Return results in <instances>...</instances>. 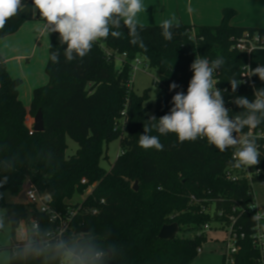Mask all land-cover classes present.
<instances>
[{
	"label": "trees",
	"instance_id": "16d2710c",
	"mask_svg": "<svg viewBox=\"0 0 264 264\" xmlns=\"http://www.w3.org/2000/svg\"><path fill=\"white\" fill-rule=\"evenodd\" d=\"M23 2L33 7L31 0ZM235 13L224 9L218 26L173 25L171 41L164 39L161 25L137 24L136 35L122 25L120 37L109 35L94 42L84 58L71 62L64 57L66 45L60 46L59 33H49L50 54L59 50L60 62L53 63L49 56V82L34 90L29 111L19 97L21 80L9 74L0 54V211L13 233L9 264H61L64 258L55 245L45 249L38 242L19 243L15 239L16 229L29 210L6 196L18 197L27 180L39 192L49 193L58 210H65L75 197L95 185L84 205L99 212L77 216L64 240L80 241L81 246L94 243L106 253L102 264H191L208 239L204 226L223 228L231 224L230 217L236 218L235 230L246 234L239 241L235 264L264 263L250 237L258 226L251 219V183L231 182L225 174L233 167V148L221 152L206 138L181 143L175 133L159 137L163 151L138 145L144 121L152 115L159 119L168 114L176 92L187 93L193 76L190 66L196 56L210 61L224 59L217 71V88L223 91L230 116L243 111L232 103L235 97L252 101L254 88H264L258 76L241 83L235 93L228 82L234 74L243 80L240 75L248 63L252 69L264 64V50L248 56L233 49L232 38L242 37L246 31L264 35V29L232 26ZM30 19L32 15L27 17L20 11L0 30V39L14 34ZM191 30L196 33L192 35ZM123 54L126 58L118 70L115 60ZM136 58H142L159 76L152 112L146 104L149 90L136 94L130 85ZM172 83L179 87L170 91ZM39 110L43 112V132L34 131L28 122ZM256 128L264 132V122ZM151 135L159 134L153 131ZM67 136L79 146L68 158ZM116 140L120 141V154L106 170L100 162L105 148ZM257 167L261 174L253 176L254 184L264 182V149ZM135 182L137 191L133 189ZM35 217L42 231L53 229L45 215L36 213ZM173 223L179 225V232L195 235L161 239L162 227ZM260 225L264 231V222ZM113 246L114 252L108 254L107 249Z\"/></svg>",
	"mask_w": 264,
	"mask_h": 264
},
{
	"label": "clouds",
	"instance_id": "9594fccd",
	"mask_svg": "<svg viewBox=\"0 0 264 264\" xmlns=\"http://www.w3.org/2000/svg\"><path fill=\"white\" fill-rule=\"evenodd\" d=\"M33 15L39 12L45 21L44 28L49 33H59L60 46L67 61L84 58L92 49L94 42L106 39L109 35L118 38L123 26L131 35L137 34L136 17L143 9L142 0H32ZM26 7L23 0H0V30L7 22ZM191 11V9H189ZM176 27H179L178 25ZM173 22L164 20L161 24L165 40L173 39ZM136 43V40L132 41ZM60 52L50 54L53 63H59ZM225 61L222 57L209 60L196 56L191 64L193 76L189 81L187 93L176 92L172 97V107L168 114L159 119L149 116L144 121L143 134L139 135L138 145L143 149L154 148L163 151L164 145L160 136L175 133L178 140L195 141L206 138L209 145L224 152L233 148L232 162L236 169L250 168L260 163V152L256 137L243 130L255 129L264 122V88H254L255 99L250 101L245 96H237L232 101L243 109L235 116H230V109L225 107L223 91L216 85L214 77ZM247 71L240 76H258L264 82V64ZM232 92L244 81L235 74L228 81ZM179 87L176 83L169 86L172 91ZM155 131L159 135H151ZM257 169V174H259ZM256 225L264 222V213L256 211L251 217ZM82 242L60 240L55 248L60 251L66 264H102L106 253L94 243L81 246ZM114 252V246L107 249L108 254Z\"/></svg>",
	"mask_w": 264,
	"mask_h": 264
},
{
	"label": "built area",
	"instance_id": "2783aa9c",
	"mask_svg": "<svg viewBox=\"0 0 264 264\" xmlns=\"http://www.w3.org/2000/svg\"><path fill=\"white\" fill-rule=\"evenodd\" d=\"M233 41V49L245 53L248 56L255 50H264V35L255 32L250 33L248 31L244 32L242 37L239 38H232ZM121 62L123 64L126 54H123ZM144 62L142 58H136L133 62V72L138 70L139 66ZM250 67V63L247 64ZM248 69L246 66L243 67V72H246ZM220 72L214 73V79L219 82ZM243 81H251V77L243 76ZM132 83V78L130 80V85ZM132 87V86H131ZM217 87V85H216ZM225 107H227L225 105ZM230 114V113H229ZM33 123L30 124L31 129H33ZM245 133H250L252 136L256 137V143L258 145V150L260 152L261 157V150L264 149V132L260 129H248L244 130ZM262 140L263 143L261 144L259 141ZM234 151V149H233ZM258 166V165H257ZM257 166H253L250 168H241L236 169L234 167L228 168L225 172L226 177L231 182H239L240 180H247L251 183V187L253 190L254 182L253 176H260L261 169ZM257 169H259V174H257ZM82 183H86V180L83 179ZM95 185L90 186L84 195H82V200L77 201L75 203L69 204L65 210H58L53 207L52 196L49 193H41L38 189L27 180L21 193L18 196V200L23 204L30 207L28 217L21 220L16 229V241L19 243H32L38 242L43 248L47 249L52 245H55L60 240H64L66 234L69 231H72V222L75 218L79 215L83 214H97L99 212L98 208L86 207L84 202L86 201L87 197L92 193V190ZM21 194H24L25 200H20L19 197ZM254 202L250 206L251 212L254 214L258 211V202L255 196L254 190ZM104 203V200L101 201V204ZM206 207H203V210ZM213 211V210H212ZM43 214L48 218V222L53 224V229L44 232L40 227V223L35 217V214ZM220 216L223 214L220 213ZM231 224L225 227H215L211 224H206L204 226V232L208 233L213 229L216 230H223L226 232V238L224 240L226 244V253L224 255V264H235V256L240 251L241 246L239 245V241L243 240L246 237V234L243 232H238L234 228V224L236 218L230 217ZM220 226V225H219ZM253 239L254 245L260 251L261 258L264 259V231L261 225H258L255 229V232L250 235ZM201 252V249H198ZM61 264H66L64 258ZM264 264V263H263Z\"/></svg>",
	"mask_w": 264,
	"mask_h": 264
},
{
	"label": "crops",
	"instance_id": "0c3cea01",
	"mask_svg": "<svg viewBox=\"0 0 264 264\" xmlns=\"http://www.w3.org/2000/svg\"><path fill=\"white\" fill-rule=\"evenodd\" d=\"M142 3L144 7L136 17V22L140 25L157 26L164 20H172L173 25L218 26L223 20L224 9H232L236 11L230 20L232 26L264 29V0H142ZM33 21V19L25 21L17 32L0 39V54L5 59L12 77L16 73V67L22 69V62L29 61L30 57L32 59L37 57L38 46L35 45L47 32L44 23L37 34L34 26L36 22ZM30 43L33 46L30 53L21 54L24 47ZM47 77L45 74L39 75L27 88L24 87L22 93L21 86L19 87V97L28 111L34 90L38 88L37 86L41 87L40 84L46 85ZM28 122L30 125L32 119L29 118ZM7 200L20 202L18 197Z\"/></svg>",
	"mask_w": 264,
	"mask_h": 264
},
{
	"label": "rangeland",
	"instance_id": "374dc122",
	"mask_svg": "<svg viewBox=\"0 0 264 264\" xmlns=\"http://www.w3.org/2000/svg\"><path fill=\"white\" fill-rule=\"evenodd\" d=\"M32 19L34 20L33 22H36L34 26L38 34L42 27V24H44L45 21L40 18L38 11ZM195 33V30H191L192 35H194ZM35 46H38L37 57L34 59L30 57L29 61L22 62V69L20 66V68L16 67V73L14 72L16 75L13 74L14 78L20 79L22 82L20 90L21 93L23 92V90H25L24 87L26 86L27 88V86H29L31 82L36 80L39 75H47L46 66L50 56V35L48 31L46 32L44 38L39 40ZM32 47L33 46H31V43L29 44V46H25L21 54L28 55ZM121 59L122 57L118 56V58H116L115 60V66L118 70L122 66ZM157 77H159L157 72L153 69H150L145 64V62H143L139 66L138 70L135 71L132 76L131 86L136 94H142L145 90H149L150 97L146 104L151 105L150 112L154 110L156 104ZM48 82L49 78L47 77V81L45 84H47ZM42 85L44 84H40L41 87ZM32 123L34 124V118H32ZM66 142L67 149L65 152V156L68 158L76 154L79 146L78 143L69 136H67ZM120 150L121 148L119 140L111 142L110 145L105 148L104 156L100 162L101 166L106 170H110L114 162H116V159L120 154ZM253 190L258 202V211L264 213V182L255 183L253 186ZM8 196V199H12V196H10V194ZM80 200H82V197L77 196L74 198L73 203ZM28 210H30V207H28ZM184 234L188 236L195 235L192 232H179L178 235L182 236ZM16 235L17 234L15 233V239ZM207 235V241L202 244V247H200L201 252L198 253V256L191 264H224L223 257L226 253V244L224 240L227 236L226 232L223 230L213 229L208 232ZM12 238L13 233L10 222L5 217L4 212L0 211V264H9L10 262L11 250L9 246L11 245Z\"/></svg>",
	"mask_w": 264,
	"mask_h": 264
},
{
	"label": "water",
	"instance_id": "95a60500",
	"mask_svg": "<svg viewBox=\"0 0 264 264\" xmlns=\"http://www.w3.org/2000/svg\"><path fill=\"white\" fill-rule=\"evenodd\" d=\"M21 13L24 16L29 17L32 15V8L31 7H25L21 11ZM44 125L45 124H44L43 112H42V110H39L34 117L33 130L36 132H43L45 130ZM133 189L135 191L138 190V182H135ZM19 199L25 200L24 194H21ZM177 234H179V225L177 223H173V224L164 225L160 231L159 237L161 239L168 240V239H174Z\"/></svg>",
	"mask_w": 264,
	"mask_h": 264
}]
</instances>
